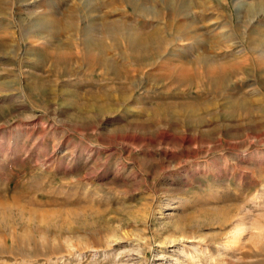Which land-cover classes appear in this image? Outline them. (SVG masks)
I'll return each mask as SVG.
<instances>
[{
	"label": "rangeland",
	"instance_id": "obj_1",
	"mask_svg": "<svg viewBox=\"0 0 264 264\" xmlns=\"http://www.w3.org/2000/svg\"><path fill=\"white\" fill-rule=\"evenodd\" d=\"M129 1L0 0V264H264V4H192L194 48L126 78L104 22L162 10Z\"/></svg>",
	"mask_w": 264,
	"mask_h": 264
},
{
	"label": "bare ground",
	"instance_id": "obj_2",
	"mask_svg": "<svg viewBox=\"0 0 264 264\" xmlns=\"http://www.w3.org/2000/svg\"><path fill=\"white\" fill-rule=\"evenodd\" d=\"M153 1L157 3L161 0H153ZM204 1L205 2L208 1V5H209V2L213 0H162L160 3V5H162L161 6L162 10L161 9L158 10L160 7L159 8L154 7V9L157 10H152V12L149 13L151 14L149 18L152 20L146 21L145 23V26H150L149 30H144L141 28L138 29L135 28L134 26L133 27L130 26L129 28L127 27L120 28L121 24L116 20L110 21L112 24H110V22L109 23L104 22L105 23L104 27L107 28V30L105 31L107 32L106 37L108 36L110 38L112 37L121 38L124 41H126L130 46L133 47V51L126 57L128 63L121 67L122 68L121 74L124 77L128 78L130 76L131 65H134L137 69H140V66L142 65H151L159 61L163 62L162 58L165 57L166 59L168 57L167 55L179 56V53H177L176 51L174 52V50H171V46L175 44L176 39H179L184 43L185 41H187L186 43H188L189 46L191 47H193L196 42L200 41L203 35L202 28L207 26L209 23L207 25L205 24L200 25L199 14L197 13L192 14L190 10H192L191 8L193 6L199 7L200 5H204L203 4ZM263 2L264 0H253L248 5L247 11L256 12L259 9L261 11L262 4H264ZM192 4L193 6L191 7ZM129 5L130 7H132L131 9L132 11L144 15L143 9L139 8L142 7L141 6L142 4H139L138 0L130 2ZM126 10L130 12L129 7H126ZM154 21L157 22L158 24L153 25L152 23ZM91 22L92 20L89 21V23ZM121 23L123 24V22ZM175 26L177 27L176 30L174 28ZM169 30L172 33V35L171 33L170 34L166 33ZM164 33L166 34L164 35ZM159 34H161L162 36L158 37ZM145 35H147L146 37L152 36V39L154 40L151 42V44L146 45ZM100 41L101 40H99V42ZM95 43L98 44L97 40L95 41ZM147 46H149L150 48ZM100 51L98 50V52H93L92 50H88L87 53L85 54V58H87V60L89 61L101 62V60L104 59V55L102 56V52ZM67 53L68 52H65L61 49H57L52 53V55L55 58H61L63 56H67L68 55ZM181 58L187 59L186 57L183 56ZM208 58H209L208 54L206 52H203L197 54L196 56L190 58L189 60L180 59L177 60L173 66L170 67L167 66V71L176 74L177 80H181L183 77L188 78L195 75L196 71H198L197 64L200 62L207 63ZM190 62L193 63L196 62V65L189 66ZM233 68H237V66L236 63L232 61L219 62L216 64L215 63L212 64L208 62V64H206V72L211 77H213V75L215 77L218 72H223Z\"/></svg>",
	"mask_w": 264,
	"mask_h": 264
}]
</instances>
